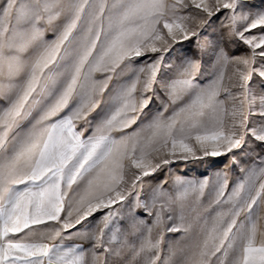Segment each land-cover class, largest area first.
I'll return each mask as SVG.
<instances>
[{"label":"snow or ice","instance_id":"1","mask_svg":"<svg viewBox=\"0 0 264 264\" xmlns=\"http://www.w3.org/2000/svg\"><path fill=\"white\" fill-rule=\"evenodd\" d=\"M253 8L249 0H4L0 264H264V156L230 191L226 175L216 174L210 220L185 215L190 196H204L206 179L176 177L174 192L165 180L141 195L143 178L172 159L217 157L246 145L264 149V10ZM213 20L219 35L214 30L201 41ZM49 27L55 40L44 39ZM193 38L200 51H210L211 78L198 82L202 61L185 56L175 78L158 81L164 53ZM227 43L243 44L249 54L229 56ZM148 53L159 55L147 66H132ZM157 84L171 113L165 115V104L126 131L140 120ZM105 93L104 113L90 127ZM129 196V209H141L142 216L129 211L105 240L118 215L112 205ZM100 209L109 211L75 234L89 242L87 249L63 243L73 238L64 233ZM165 231L182 235L162 259Z\"/></svg>","mask_w":264,"mask_h":264},{"label":"rangeland","instance_id":"2","mask_svg":"<svg viewBox=\"0 0 264 264\" xmlns=\"http://www.w3.org/2000/svg\"><path fill=\"white\" fill-rule=\"evenodd\" d=\"M249 2L254 5L253 11H259L264 10V0H249ZM4 3V0H0V5ZM219 28V21L213 20L212 25L202 34L201 41L205 39L209 35V33H212L214 30H217V35ZM255 34H259V30H254ZM56 38V32L53 28L49 27L45 31L44 39L46 41H52ZM226 51L229 54V56L232 57H239L242 55H248L249 49L244 46L243 44H236V43H227L226 44ZM159 55V53H148L145 56L136 58L132 62V66L134 68H138L140 66H147L149 63L152 62V60L155 58V56ZM189 57L192 59H199L202 61V74L197 76V80L200 83H206L210 78V67L212 63V56L210 54V51H200L197 48L196 40L193 38L189 41H181L178 43H175L172 45L170 51L164 53V61L160 67V70L157 74V80L161 79H169V78H175L177 76V72L175 70L176 65L179 64L180 59L183 57ZM171 65V67H169ZM232 67L229 65L227 71H226V77H225V83H229L227 77L232 74ZM127 75H130V73L126 74L125 77L122 79H126ZM96 77L102 78L100 73L96 74ZM141 79H144V74H141ZM115 83V81H113ZM113 83L109 84V89L111 90ZM257 81H253V87H256ZM139 88L138 85V92L137 96H139ZM155 89V95H153L152 92H149L147 95L152 96V101L149 104L147 108L143 110V113L140 115V120L136 125H133L132 128L127 129L126 131L131 132L135 130L139 124L146 119L152 117L154 114H156L159 111L164 110L165 104H169L168 97L166 94L160 89V87L157 85H154ZM108 100V93H105L104 97L102 98L101 105L89 116V120L91 122L90 127H94L95 124L99 121V119L102 117L105 109V104ZM4 106V101L0 100V107ZM172 111V106L169 104L168 112L165 113V115H169ZM80 125H78V128ZM89 134V133H85ZM113 135L119 136L120 133L114 132ZM250 140V137L248 138ZM179 155V153L177 154ZM198 155L202 156V153H198ZM259 156H264V149L260 147H256L254 150L251 149L249 146H245L241 150H234L233 153H228L224 155H220L217 157L207 156L200 159H172L171 162L167 165H162L159 170H157L155 173L148 177L143 178V192L141 195H145L147 192L151 190L153 186L156 184L167 180L168 183L165 185L166 189L169 192H174L175 187L173 184V181L176 177H180L185 181H191L195 183H199L202 180H208L209 187L205 189L204 196L201 198L200 201L196 200L195 194H192L190 196V199L188 201V206L185 211L186 217L189 219H193L197 214H199L202 217H208L209 220L211 218V215H214V209L215 205H212L211 208H209L210 201L212 197L210 196V189L212 183L216 179V174L221 173L223 175H226L227 181H228V188L229 191L231 187L240 179H242L245 175V172L247 169L253 165V163L259 164ZM128 162L126 161V165ZM242 169L244 171H242ZM126 178L131 179V172H129L128 168L126 167ZM132 171H135L134 169ZM75 187V185L73 186ZM140 188H137V191H139ZM132 199L131 196L128 197V200L120 202L118 204L112 205V209L117 210L118 215L114 218L112 222V228L111 229H105L104 233V239L107 240L108 237L111 235V232L115 230V227H122L126 223V217L129 214V211L136 215L142 216V210L141 209H129V201ZM191 209H195V212L191 211ZM67 211V198L65 202V212ZM109 209H100L92 214H90L88 217H86L80 224H77L74 228L69 229L68 232L64 233L63 235L67 237L68 235H72L73 241H80L84 243L86 249L90 246L89 242L87 241H81L76 238L75 234L79 232H83L85 230L90 229L92 226H94L98 221L101 220V217L107 213ZM65 215V213H62V216ZM145 219H148L147 217H143ZM241 220L244 219V214L240 217ZM177 224H179V220L175 221ZM259 225L261 228H264V214H262V218L259 221ZM182 234L181 233H169V232H163V244L161 246V252L160 256L163 259V257L167 253V245L169 243H174ZM66 240H69L65 238ZM186 241H181V243H185ZM219 256V253L217 254ZM213 260L215 261L216 258L213 257Z\"/></svg>","mask_w":264,"mask_h":264},{"label":"crops","instance_id":"3","mask_svg":"<svg viewBox=\"0 0 264 264\" xmlns=\"http://www.w3.org/2000/svg\"><path fill=\"white\" fill-rule=\"evenodd\" d=\"M85 135H87V134H85ZM61 215H62V213H61ZM17 235L19 236V235H23V234H17ZM58 242H60V241L59 240L52 241L51 243H58ZM63 243L66 244V245H71V244H76V243H80V244H83L84 245V243H82L80 241H76V240L73 241V240H66V239L63 240ZM84 248L86 249L85 245H84Z\"/></svg>","mask_w":264,"mask_h":264}]
</instances>
